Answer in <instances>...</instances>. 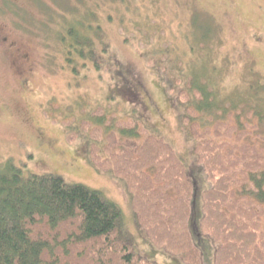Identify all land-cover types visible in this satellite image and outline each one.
Returning <instances> with one entry per match:
<instances>
[{
  "label": "rangeland",
  "instance_id": "374dc122",
  "mask_svg": "<svg viewBox=\"0 0 264 264\" xmlns=\"http://www.w3.org/2000/svg\"><path fill=\"white\" fill-rule=\"evenodd\" d=\"M77 7L51 18L55 58L37 65L33 95L20 91L21 75L0 56V165L12 161L25 175L100 190L122 209L120 231L134 253L156 264H188L154 245L124 181L101 172L91 154L112 135L123 143L164 139L196 183L191 228L201 264H216L217 244L201 228L211 182L185 117L196 108L207 123L238 110L264 133L256 119L264 112V0H80ZM90 23L99 43L85 45L100 53L76 54L70 31L90 38ZM199 87L210 96L212 103L202 100L207 110L198 109Z\"/></svg>",
  "mask_w": 264,
  "mask_h": 264
},
{
  "label": "trees",
  "instance_id": "16d2710c",
  "mask_svg": "<svg viewBox=\"0 0 264 264\" xmlns=\"http://www.w3.org/2000/svg\"><path fill=\"white\" fill-rule=\"evenodd\" d=\"M71 36L84 56L91 42L76 31ZM203 88L198 109L207 110L212 102ZM238 114L203 123L195 108L185 117L195 157L211 182L201 228L217 244L216 264H264V133ZM256 119L264 122V112ZM108 141L92 150L93 163L124 181L150 240L201 264L191 228L196 183L178 151L152 134L140 143L116 135ZM122 218V209L100 190L54 175H25L12 161L0 165V264H156L123 240Z\"/></svg>",
  "mask_w": 264,
  "mask_h": 264
},
{
  "label": "flooded vegetation",
  "instance_id": "af4514ba",
  "mask_svg": "<svg viewBox=\"0 0 264 264\" xmlns=\"http://www.w3.org/2000/svg\"><path fill=\"white\" fill-rule=\"evenodd\" d=\"M80 0H0V56L7 59L11 67H15L21 75L22 82L19 87L23 93L33 95L35 89L33 82L40 63L52 62L55 56L53 50V31L51 18L56 14L65 16L67 11L76 12ZM27 21V23H26ZM87 30L91 29L90 38L84 34V39L98 44L96 39V25L90 23ZM68 28V27H67ZM72 31L71 29L70 36ZM72 37V36H71ZM65 47L69 44L62 38ZM71 46V45H70ZM42 48V55L38 48ZM75 55L71 48L68 53ZM85 55L100 52L93 50L84 51ZM77 54V52H76ZM68 57H65L66 59ZM43 106L44 105H40Z\"/></svg>",
  "mask_w": 264,
  "mask_h": 264
}]
</instances>
